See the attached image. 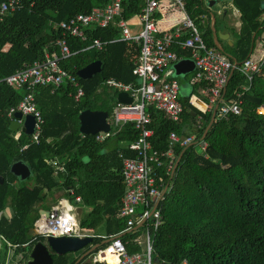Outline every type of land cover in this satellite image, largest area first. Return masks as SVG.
<instances>
[{"label": "trees", "instance_id": "obj_1", "mask_svg": "<svg viewBox=\"0 0 264 264\" xmlns=\"http://www.w3.org/2000/svg\"><path fill=\"white\" fill-rule=\"evenodd\" d=\"M228 1L239 14L240 27L232 35V47L223 43L220 53L232 65L236 62L239 66L252 56L254 43L262 35L264 0ZM145 2L121 0L120 15L113 24L104 29H87L85 42L67 39L72 56L59 65L77 78L84 95L75 103L69 86L33 89L43 120L37 143L23 132L15 139V134L9 131L8 110L19 103L25 90L10 88L1 81L43 60L44 53L56 54L59 23L103 8L107 0H22L20 10L0 17V211L10 208L13 213L9 221L0 220V237L17 246L15 254L30 241L32 245L44 241L33 240L30 234L33 222L39 210H48L58 199L69 198L68 190L73 193L70 199H80L83 213L79 227L95 236L92 245H100L101 237L119 236L128 254L140 253L141 248L133 240L143 228L122 233L125 221L118 217L124 193L122 158L134 157L126 147L137 140L138 133L133 125L126 124L112 129L109 138L96 143L94 136L82 138L78 116L83 111L104 112L110 119L116 92L104 87L106 80L138 87L132 71L139 48L119 41L118 23L136 17ZM201 4V0H188L185 12L206 47L215 48L208 15ZM94 40L107 44L100 51L84 50ZM173 51L179 60L190 58L188 50L173 47ZM97 61L99 74L89 80L76 76L77 71ZM190 77L187 74L175 79L180 85L188 83ZM243 86L248 87L245 92L240 90ZM191 88L190 96L206 88V84ZM236 94H241L239 115L214 117L204 138V151L199 153L190 146L172 176L160 171L162 184L168 188L160 204L162 224L152 238V260L156 258L161 264H264V115L258 112L264 108V63L249 84L234 69L224 102L235 100ZM190 96L177 98L183 107L177 123L152 107L147 108L148 128L153 132L151 144L158 153L168 150L171 133L180 138L193 134L194 142L201 139L212 112L196 111L188 104ZM184 148L178 144L171 148L173 166ZM16 162L25 164L30 171V177L23 182L9 172ZM56 195L59 196L55 198ZM7 254L8 247L2 243L0 264L5 263ZM77 257V254L51 255L52 264H74Z\"/></svg>", "mask_w": 264, "mask_h": 264}, {"label": "built area", "instance_id": "obj_2", "mask_svg": "<svg viewBox=\"0 0 264 264\" xmlns=\"http://www.w3.org/2000/svg\"><path fill=\"white\" fill-rule=\"evenodd\" d=\"M168 1L182 14L179 25L171 31L161 32L156 26L154 15L159 8L157 0H146L144 7L137 14L136 19L140 26L138 33L132 34L127 22L120 21L118 23L119 41L134 44L139 48V57L132 71V75L138 80V87L124 85L112 79L104 82V87L126 93L132 98V102L129 105L117 103L112 111L110 131L108 133L100 132L94 136L96 143H102L109 138L112 129L121 128L126 124L133 125L134 130L138 133L137 140L126 147L134 157L122 158L120 156L122 158L121 177L124 193L120 201L118 217L125 221V229L122 233L131 232L138 226L143 228L141 235L133 240V243L140 247L141 251L136 254H128L125 244L120 241L119 236L101 237L105 244L90 254L91 264H109L107 259L102 257L103 253L114 256V264H152V238L162 224L160 204L163 198H161V194L166 187L162 184L160 171L164 170L165 175H171L173 169L171 148L175 144L185 148L191 144H200L199 141L194 142V137L180 138L174 133L168 137L166 153H158L151 144L153 132L148 128L150 124L148 107L161 112L173 123L179 122L183 113V107L177 99L179 85L172 71V66L180 60L174 53L173 47L189 51V60L193 62V72L188 84L191 87L206 84V88L202 89L200 93L208 100L209 112H212L217 106L215 116L218 119H224L228 115L237 116L240 113L241 94H236V99L229 103L223 100V90L233 65L216 48L206 47L198 29L185 12L184 7L188 0ZM21 6L22 0H5L0 3V17L15 13L21 9ZM120 12L121 0H107V4L103 8L92 9L88 14H78L59 23L60 38L55 43L57 53L52 55L44 53L43 60L16 71L1 81L10 88L25 90L19 103L8 110L7 117L12 121L13 115L20 113L22 118L27 116L33 118L34 127L33 133L30 135L31 142L37 143L43 123L41 113L34 100L33 89L35 87L50 86L56 90L61 86H69L73 90L71 97L75 103H78L84 95L77 78L60 68L59 65L72 56L67 39L70 37L79 39L81 42L87 41V29L108 27L114 23ZM260 41L264 47L263 35ZM106 44L94 40L84 50L100 51ZM263 63L264 55L259 58L250 57L235 69H238L249 84L253 77L260 73ZM247 89V86H243L240 90L245 92ZM198 102L194 97H190L188 104L201 110ZM258 112L263 115L264 108ZM18 122L21 125L20 121ZM20 132H22L21 126L14 133L15 139L18 138ZM205 146L203 142L202 152ZM58 170L62 172V168ZM69 195L72 197L73 193L69 191ZM78 203H80L78 197L60 198L50 206L47 216L38 214L32 225L33 240L37 238L45 240L48 237L94 238L92 233L85 232L79 227L74 210ZM1 217L7 218L3 212L0 213ZM7 220L9 219L7 218ZM2 243L8 247L4 264H10L13 260L10 250H15L17 246L7 244L0 237V249ZM31 245L32 243L28 242L22 246L25 251L16 258L15 264H22V261L26 259L23 255H28Z\"/></svg>", "mask_w": 264, "mask_h": 264}, {"label": "water", "instance_id": "obj_3", "mask_svg": "<svg viewBox=\"0 0 264 264\" xmlns=\"http://www.w3.org/2000/svg\"><path fill=\"white\" fill-rule=\"evenodd\" d=\"M204 24H206V19L204 20ZM214 24H215V18L213 15H210V31L212 33V39H213L214 46L219 52L223 53V50L221 49L218 41L226 42L229 47H232L233 44L230 42L228 34H221L215 31ZM253 37L254 36H252V39ZM236 67H237V63L233 62V68L229 72L227 83L229 79L231 78L232 73ZM172 70L174 71V76L176 77H181V76L190 74L193 72V62L189 60H180L172 66ZM100 71H101L100 62L97 61L77 71L76 76L81 80H89L94 75L99 74ZM226 86L223 90V94L225 93ZM116 101L119 104L129 105L132 102V98L129 97L125 93H118L116 96ZM216 109H217V106L214 107L210 122L208 126L206 127V129L204 130L201 139L199 140L200 144L190 145L191 147H194L195 150L199 153L202 152L201 151L202 143L204 142V138L206 136L208 129L210 128L212 122L214 121ZM21 120H22V124L20 125L18 121H21ZM106 120H107V114L104 112L83 111L78 116V122H79L78 131L80 134L84 136H95L96 134L100 132L108 133L110 131V127L107 124ZM20 126H21L22 132L25 135L30 136L33 133V127H34L33 118L29 116L22 118L20 113L14 114L13 120L10 122L8 129L10 132L15 133L18 131ZM188 147L184 148L182 152L180 153V155L178 156L173 166L171 176L174 173L176 166L178 165L183 152ZM9 172L10 174H12L15 178H17L20 181H24L30 177L29 169L27 168L25 164L21 162H16L12 164L9 169ZM0 183H1V178H0ZM167 188L168 187L166 186L164 190L162 191L161 198H163L164 195L166 194ZM39 214H44L45 216H47L48 211L40 210ZM138 228L139 226L134 228L133 230L135 231ZM91 243H92V239L89 237L83 238V239L48 237L43 242H37L34 245H32L31 248H29L26 264H52L51 255L63 256L67 254H75V253H78L84 250ZM104 244L105 242H103L101 245H104ZM101 245L92 246L74 264H78L80 260H82L84 257L85 258L88 257L93 251H95ZM152 264H161V263L159 262L158 259L154 258L152 260Z\"/></svg>", "mask_w": 264, "mask_h": 264}, {"label": "crops", "instance_id": "obj_4", "mask_svg": "<svg viewBox=\"0 0 264 264\" xmlns=\"http://www.w3.org/2000/svg\"><path fill=\"white\" fill-rule=\"evenodd\" d=\"M201 3H202L201 5H202L203 11L204 12L206 11L207 12V15H208L209 28H210V15H213L214 18H215V24H214L215 31H217V32H219L221 34H228L229 35V40L233 44V37H232V35L240 27V20H239V14H238V12L231 6V4L229 3L228 0H201ZM155 14H156V16H155V23H156V26L158 27V29L161 32H167V31L173 30L177 25H179L180 21L182 20V14L180 12H178L177 9L173 6V4H171V2H169L168 0H161L159 2V8L157 9V11H156ZM263 17H264V15H263ZM204 20H205V17L203 18V23H204ZM127 23L129 25L128 26L129 27V30H130V32L132 34H136V33L139 32L140 26H139V23H138L136 17H133L131 20L127 21ZM204 25H206V24H204ZM211 35H212V33H211ZM262 35L264 37V29H263ZM262 35H261V37H262ZM261 37L258 39L259 41L261 40ZM212 41H213V39H212ZM218 43H219V45H220V47H221L222 50H223V43L225 45H227L226 42H222V41H218ZM260 44L262 46L261 41H260ZM263 54L262 53L261 54L260 53L258 54V52H257L255 56H251V57L259 58V57H262ZM183 60H189V59H183ZM173 75H174V71H173ZM189 75L192 76V73H190ZM175 77L176 76H174V78ZM181 77H183V76H181ZM108 90H110V89H108ZM191 90H192V88H191V86L187 82L184 83V84H180L179 85V93H178V96L180 97V99L187 98V97L190 96ZM110 91H113V90H110ZM113 92H116V96H117L118 93H123V92H119V91H113ZM116 96H115V105L117 104ZM190 97H194V99H196L197 101H199L198 104L200 105L201 110H204L205 112H208L209 111L210 106L208 105V101H206V98H204V96L200 92L197 93V94L191 95ZM195 110L196 111H201L199 109L198 110L195 109ZM111 116H112V114H111ZM192 116L194 117L195 115L192 113ZM196 119L199 120V117L197 116ZM110 121H111V117H110V119H108V116H107L106 122H107L108 125L110 124ZM20 123L22 124V120L20 121ZM182 124H185V119L184 118H182ZM187 129L188 128L185 127L184 130L186 131ZM80 135H82V134H80ZM188 137H194V135L193 134H190ZM18 181H20V180H18ZM20 182H23V181H20ZM69 191L72 192V190H68L67 191L68 195H69ZM70 197L71 196L69 195V198ZM80 204H81V202L78 203V204H76L75 207H74L75 216H76V219H77L78 223H79V218H80V216L83 213V210H82V207H81ZM48 210H46V211H48ZM2 212H3L4 215H6V217L9 220L13 216L12 210L10 208H6L5 210L0 211V213H2ZM38 214H39V212H38ZM7 218L1 217L0 220L1 219H5L6 221H9V220H7ZM30 234L33 237V231H32V229L30 230ZM91 239H92V242H93V238H91ZM92 246H94V245H92V243H91L84 250H82L81 252H79V254H77V256H78L77 257V260H79L80 257L86 251H88ZM16 249L15 250H10V253H12V255H13L12 258H15L14 260H16V258H18V256L21 255V253L24 252L23 251V248L21 247V251L19 253L15 254ZM23 257H24V255H23ZM81 262H82V264L83 263L84 264L85 263L86 264H91V262H90V255L88 257H86V258L84 257L82 260H80V262L78 264H80Z\"/></svg>", "mask_w": 264, "mask_h": 264}, {"label": "rangeland", "instance_id": "obj_5", "mask_svg": "<svg viewBox=\"0 0 264 264\" xmlns=\"http://www.w3.org/2000/svg\"><path fill=\"white\" fill-rule=\"evenodd\" d=\"M258 52V54L260 53H264V48L261 46V44H260V41L257 39L256 41H255V43H254V46H253V52H252V56H255L256 55V53ZM258 57V56H257ZM264 115V114H263ZM190 146V145H189ZM188 147V146H187ZM30 184V182L28 181L27 182V184ZM59 195H56L55 196V198L56 197H58ZM80 212V211H79ZM75 254H79V252L78 253H75ZM13 256V255H12ZM11 259H13V260H11V262H10V264H15L16 262H15V258H12L11 257Z\"/></svg>", "mask_w": 264, "mask_h": 264}, {"label": "bare ground", "instance_id": "obj_6", "mask_svg": "<svg viewBox=\"0 0 264 264\" xmlns=\"http://www.w3.org/2000/svg\"><path fill=\"white\" fill-rule=\"evenodd\" d=\"M102 257L104 259H107V261L109 262V264H114L115 263V257L114 256H111V255H108V254H102Z\"/></svg>", "mask_w": 264, "mask_h": 264}, {"label": "flooded vegetation", "instance_id": "obj_7", "mask_svg": "<svg viewBox=\"0 0 264 264\" xmlns=\"http://www.w3.org/2000/svg\"><path fill=\"white\" fill-rule=\"evenodd\" d=\"M27 258L22 261V264H26Z\"/></svg>", "mask_w": 264, "mask_h": 264}]
</instances>
